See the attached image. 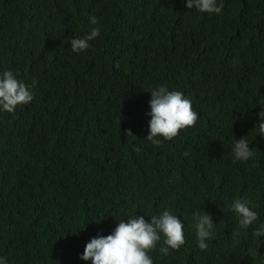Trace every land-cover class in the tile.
Segmentation results:
<instances>
[{"label": "trees", "instance_id": "obj_1", "mask_svg": "<svg viewBox=\"0 0 264 264\" xmlns=\"http://www.w3.org/2000/svg\"><path fill=\"white\" fill-rule=\"evenodd\" d=\"M217 4L219 14L186 0H0V73L34 93L0 111L6 264H92L81 259L92 238L164 211L181 220L186 243L164 254L161 234L153 264H264V236L252 234L264 223V0ZM95 27L99 37L74 53L71 40ZM160 86L182 92L199 120L156 146L147 113ZM242 138L254 155L234 162ZM236 199L259 219L233 237ZM197 211L216 224L207 250Z\"/></svg>", "mask_w": 264, "mask_h": 264}, {"label": "clouds", "instance_id": "obj_2", "mask_svg": "<svg viewBox=\"0 0 264 264\" xmlns=\"http://www.w3.org/2000/svg\"><path fill=\"white\" fill-rule=\"evenodd\" d=\"M186 7L202 13L219 14L223 5H218L217 0H186ZM90 23L97 25L98 19L92 16ZM99 35L100 29L95 27L86 36L73 38L70 42L72 51L74 53L86 51L90 47L89 42ZM149 92L151 111L147 114L151 116V120L146 139L153 145L159 146L161 137L172 140L182 130L194 127L198 123L199 114L193 110L191 100L182 92L169 91L163 86ZM33 99L34 93L31 88L19 80L13 71L6 70L0 73V111L14 113L18 107H23ZM259 118V135L264 136V110L259 113ZM130 134L133 135L131 130H128L127 135ZM135 151L139 152L140 149L135 148ZM232 152L234 162H246L254 155L253 150L249 148V142L244 138L236 140ZM184 155L187 156L189 153L185 152ZM232 211L239 218L238 229L232 233L233 237L240 235L239 229H248L259 219L258 213L250 207L247 199L234 200ZM192 219L198 247L207 250L209 247L207 241L215 236L216 224L206 211H203V214L195 212ZM183 227L181 220L169 211L152 216L150 222L143 216L129 218L127 222L121 220L110 235L92 238L86 244L81 259L91 260L92 264H153L149 253L156 248L157 242L161 240V234L166 247H162L160 251L168 254L169 249L179 250L186 243ZM252 234L254 237L264 236V223L255 228ZM0 264H6L5 258L0 257Z\"/></svg>", "mask_w": 264, "mask_h": 264}]
</instances>
